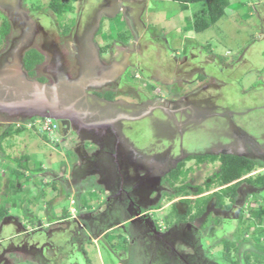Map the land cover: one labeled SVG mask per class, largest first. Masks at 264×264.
<instances>
[{
    "label": "flooded vegetation",
    "instance_id": "af4514ba",
    "mask_svg": "<svg viewBox=\"0 0 264 264\" xmlns=\"http://www.w3.org/2000/svg\"><path fill=\"white\" fill-rule=\"evenodd\" d=\"M34 1L0 0V29L8 27L4 38L8 41L7 37L11 36L13 50H19V56L23 52L22 64L24 54L34 50L45 60L49 55L53 63L51 69L44 72L51 71L49 76L43 75L36 81L45 83L47 77L56 79L60 73L77 81L82 75V55L88 53L96 80H91L86 88V102L103 114L93 118L105 119L112 114L120 118L116 126L107 127L100 134L79 131L81 128L77 125L73 129L71 124L65 131L60 121L50 120L63 141L59 140L57 146L70 153L68 164L60 167V173L51 174L52 191L59 189L57 194L65 195L68 187L76 188L71 185V177L79 180L83 177L77 175H84L89 182L88 186H82L84 194L94 195L99 201L98 207L87 208L88 196L82 205L84 208L80 198L74 199L73 204L80 207L75 215L60 216L57 227L44 228L42 221L36 222L35 228L26 225L23 232L16 234L20 236L18 244L9 241L8 250L27 253L29 262L35 264H55V257L63 252V247H71L70 252L80 254L84 263L90 264L82 250L85 244L91 245L90 239L95 236L111 263L115 257L120 262L125 256H132L126 264H135L138 260L134 254L139 250L148 264H159L164 253L184 261L189 259L182 236L192 238L191 249L197 264H214L211 257L204 254L211 245L223 238V251L226 242L232 244L230 249L235 251V241L226 239L227 236H247L250 231L257 235V230L264 229V215L253 216L264 211V127H261L264 118L242 121L243 117L252 115L251 109L260 101L251 92H241L250 98L235 103L232 100L225 104L228 99H218L219 93L228 94L222 89L225 82L218 79L219 75L225 76V70L230 67L218 63L216 57L200 58L202 52H198L195 56L201 61H213L219 73L211 75L208 83L204 80L203 65H192L188 58L184 61L185 45L177 50L170 48L168 42L161 41L153 32L156 28L152 30L143 22L147 16L145 3L137 0H98L95 3L85 0L80 2L77 18L68 23H60L62 17L59 19L53 7L55 0H49L47 7L38 6ZM60 2L75 12L74 3L78 0ZM114 19L119 21L115 23ZM54 22L62 38L70 36L69 52L59 51L56 42L45 32ZM105 22L111 24L107 29L109 41L102 45ZM13 23L22 25L18 36L11 33ZM260 24L263 27V23ZM66 27L68 31L63 33ZM114 29L118 31L115 35ZM36 30L42 31V37L37 36ZM2 65L0 63V68ZM184 66L193 68L186 71ZM23 71L27 73L24 68ZM30 121L34 123L37 119L26 122ZM14 126L0 122L1 155H4L1 150L4 140L16 135L8 134L3 139L2 136L13 133ZM74 150L80 156L76 162ZM232 159L246 161L253 169L237 180L219 185L221 179L217 178ZM203 171L210 173L199 179ZM43 172L33 167L27 174L34 181ZM17 180L16 185L23 179ZM12 194L16 197L19 192L12 190ZM165 200L167 204L159 207ZM157 213L163 217V222L158 224L154 219ZM8 221L16 230L21 229L16 217ZM251 221L254 224L249 225ZM72 222L75 226L70 225ZM115 229V234H124V238L115 237L117 243H126L128 252L116 251L117 243L110 237ZM257 245L262 247L259 243L254 246ZM4 251L0 253V264Z\"/></svg>",
    "mask_w": 264,
    "mask_h": 264
},
{
    "label": "rangeland",
    "instance_id": "374dc122",
    "mask_svg": "<svg viewBox=\"0 0 264 264\" xmlns=\"http://www.w3.org/2000/svg\"><path fill=\"white\" fill-rule=\"evenodd\" d=\"M35 1L34 2L36 5L38 4V6L42 7H47L49 3V0ZM83 1L85 2V0H78L79 4L74 3L73 10H75V12L69 11V5L65 6V9L67 11L62 16V21L60 23H68L71 19L73 20L77 18L76 13L78 14V11L81 9L80 2L84 3ZM96 1L98 0H93L92 3H95ZM137 1H139L140 3H145V13H147V16L143 19V22H147L149 28L152 30L153 28H156V30H153V32L160 37L161 41L165 40L166 42H168L170 48H174L177 50L181 46L185 45L186 48L184 49L183 53L186 54V58L184 61L187 62L188 58V61H191L192 65H203L205 67L203 73L206 77L204 78V80L206 79L208 83L211 81V75H219V73L216 72L217 67H214V65L216 64L213 65L212 60H210L212 62L209 63L208 60L201 61L200 58H204L206 55L210 57H216V61H218V63L223 64V66L230 67V69L225 70V76L219 75L220 78L216 76L217 78H219V82H225L226 86L222 89L226 90L228 93L225 95L224 93H219V100H221V98L223 97L229 100L225 104L232 102V100L233 103H235L236 101H241L246 97L248 99L250 98V95L245 96L242 94L243 92H246L247 90H249L250 92V89L253 87L261 90L262 92L255 91V93H252L254 94V96H258V100L260 101H257L255 103L256 108L251 109V111H253L252 115H250V117H243L242 121L244 122L245 120L244 123H246V120H249V118H252L253 120L264 118V100L260 99V96L264 97V0H228L230 6L226 10L225 17L219 20L216 24L209 26L207 30L201 33L194 32L193 23L195 15L198 14V16H200L203 10L206 9L205 4H191L182 11L180 5L176 2H173L172 0ZM62 4L65 5V3ZM25 7L28 8L27 5H25ZM76 9L78 10L76 11ZM0 17L2 18L1 13ZM118 21L119 19H114L115 23H117ZM260 23H263V27H261ZM110 25L111 24H109L108 22H105L102 25L104 34H102L101 36L104 37L105 35L103 43H101L102 45H105L109 41V33L107 29L110 27ZM12 27L13 28L11 30V33L13 34L15 32L13 34L15 36L20 35V32H22V25L20 23H13ZM53 27L47 28V30H45V32L47 31L46 34L48 33L49 36H51V39L56 42V47L59 51L69 52V50H71V43H68V41H70V36L62 38L60 36V28L57 27L56 23L55 25H53ZM42 31L40 30L39 32H37V36L42 37ZM113 31L114 35L115 32L118 33L116 29H114ZM7 38L9 39L8 41L6 38L0 36V59L4 60L3 62L2 60H0V63H2L3 65L5 64V62L11 63L13 61L11 55V52L13 51V47L11 45V36ZM200 51L202 52L200 53L201 57L198 58L195 55ZM22 54L23 52L20 54V57L22 56ZM257 56H261L262 59L259 57L260 60L258 61L256 59ZM250 57H252L254 61L258 62H255L254 68H245L244 61L250 59ZM192 58L193 60H191ZM43 60L44 62L43 64L41 63L42 65H37L34 68V75L30 78L27 77L29 80L36 81L38 77H41L43 75L49 76L51 71H48L46 74L44 72L51 69L53 63L50 60L49 55L47 56L46 60ZM71 63L72 62H70L69 64ZM191 68H193V66H186L185 70L188 71ZM23 73L27 76L26 72ZM193 77L194 74L192 78ZM192 78H190V80ZM196 80L197 82H201V79ZM45 83H56V79L53 78V76L47 77V79H45ZM242 110L244 111V109ZM39 120L40 127L43 124V120ZM30 123L33 122H26V124ZM51 124L54 125V122L52 121ZM261 127H264L262 123ZM12 132L13 133L9 134H13V136L16 135V137H11L10 140H4L3 144L1 145V150L3 151L4 155H1L0 151V196L2 197H0V205L4 206L7 209L8 215L11 212V217L14 216L17 218V220L19 221L17 224H21L23 222L25 226L27 225V227H31L32 225H36V222L38 221H42L44 224L48 223L45 218V212L48 208L52 209L50 216H53L55 211V213L57 214L60 213V216H62V214H65L64 217H67V215H69L68 209L70 206L73 207L74 199H79V197H81L82 195L84 205L87 196L89 198V203L86 204L87 208L98 207L97 204L99 201L95 200L94 195H88L86 193L84 194L82 186L85 185V183L88 181L87 178H84V175H77V177H83L79 180L76 179V176H73L70 179L71 181L73 180L71 185L75 186L76 188L71 189L72 187H68L67 189L69 194L75 192V197L66 195V193V196L61 193V195L57 194V192H59V189H56L55 192L52 191V188H54V186L52 185L53 175L51 174L53 173L58 175L60 173V167L66 166L68 164L67 157L70 154L65 150L64 147H61L59 145L57 146V142L59 140L60 142L63 141L60 139V134L56 128L53 129V133L51 136L43 133H38L37 127L34 129L28 128L26 126H14ZM74 151L76 152V150ZM74 154L76 155L74 162H76L80 156L78 155V152ZM69 162H72L70 161V158ZM33 167L37 168L39 172L44 171L41 174L39 173L34 181L32 180V177L29 176L30 174H27ZM25 169H27V173L25 172ZM209 173L210 172L204 171L199 173V179H204L209 175ZM72 174H75V172L73 171ZM220 177L221 176H218L217 179H221ZM17 178V181H21V179L23 180L16 185L15 179ZM10 184L15 186V188H17V186L19 188L23 187V189L19 191V195H17L16 197L12 194V191H9L8 189V186H10ZM55 184L57 185L58 183ZM33 189H35V191L36 189H38V191L43 194L41 195L37 191L33 192ZM8 195H12L15 198V207H12L10 203H7L9 201H12L13 199ZM24 195L25 197H23ZM34 197L36 199H34ZM40 197L42 199L44 198V200H42ZM66 198L68 200H66ZM70 200L71 202L68 203V201ZM166 204L167 200L161 201L158 206L164 207ZM82 207L84 208V206ZM86 213L87 211L85 212V215ZM85 215L81 216L82 220L87 216ZM7 218L9 219V217ZM8 219H6L7 221L4 220L0 223V253L5 249V253H3V255L1 256V264H25V259H27L28 257H23L22 253L19 251L8 250L9 241H12L14 244H18L19 242V240H17L19 237H16L18 230L14 228L15 226L13 227L12 225H10V223L8 224ZM154 219L157 224L163 222V217L160 213L155 214ZM252 224H254V222L251 221L249 225ZM70 225L75 226L73 222ZM115 232L117 233L116 229L112 232L113 234L110 237L116 244L117 240L115 235H120L122 236V238H124L125 236L124 234L117 235L115 234ZM248 235L244 236L240 234L239 237L233 235L226 237V239H229L230 241H235V251L230 249L228 254H223V238H221L219 242L211 245V248L207 249L204 254L206 257H211L210 260H212L214 264H246V257H249L250 263H252L255 260V257H253L255 255L259 256V258L264 257V249L260 250L259 248L254 246L255 243H259L261 244L262 248H264V236L258 237V241H256L257 238L255 235H252V231H250ZM180 238H182L181 240H183V242L187 246L185 250H188L189 259L187 261H184L176 255L170 257L167 256L166 253H164V255L158 260L159 264H197L194 256V251L191 249L193 243L192 238L184 239L182 236H180ZM90 240L92 241L91 245L86 246L85 244L82 250H85L86 257L90 259L89 263L110 264L111 261L109 259H106V253L99 245L97 237L93 236ZM174 244H177V242H175ZM115 247L116 251L128 252L126 243L120 244V242L118 241ZM71 249V247H63V252L61 254L58 253L55 257V264H65L66 262H68L67 264H86L84 263L81 255H78L74 252L72 253V251L70 252ZM131 257L132 256H125L123 258V261L120 262L115 257L111 264H126ZM134 257L138 260V262L135 264H148L147 258H144L142 251L136 250ZM258 261H260V259L257 260V262ZM255 264L258 263L255 262ZM260 264H264V261H261Z\"/></svg>",
    "mask_w": 264,
    "mask_h": 264
},
{
    "label": "water",
    "instance_id": "95a60500",
    "mask_svg": "<svg viewBox=\"0 0 264 264\" xmlns=\"http://www.w3.org/2000/svg\"><path fill=\"white\" fill-rule=\"evenodd\" d=\"M19 53V50H13V61L0 68L1 123L9 125L32 119H49L60 121L65 131L71 124L73 129L77 125L81 128L79 131L99 134L107 127L117 125L120 117L114 114L105 119L93 118L103 114L97 108L89 107L86 102V88L91 80H96L88 53L82 55V75L79 80H70L67 74L60 73L56 83L52 84L29 80L23 73Z\"/></svg>",
    "mask_w": 264,
    "mask_h": 264
},
{
    "label": "trees",
    "instance_id": "16d2710c",
    "mask_svg": "<svg viewBox=\"0 0 264 264\" xmlns=\"http://www.w3.org/2000/svg\"><path fill=\"white\" fill-rule=\"evenodd\" d=\"M173 2H176L180 5L182 11L187 8L188 5L191 4H197V3H203L205 4L206 9L203 10L200 16L198 14L194 17V23L193 28L195 33H201L209 28V26L216 24L219 20L223 19L226 15V10L229 8L230 3L228 0H172ZM53 7L55 8V13L58 15L59 19L62 17L63 12L66 10L64 5L60 2V0L54 1ZM207 18V19H206ZM68 27L65 28L63 33H67ZM8 32V27L4 26L0 29V36L4 37ZM43 61V58L40 56V54L34 50L28 51L24 54L23 57V68L25 71H27V74L29 77L32 76V72L34 68L39 65ZM9 133L7 132L5 135L2 136V139L5 138ZM225 170H222L221 173V181L219 182V185H224L232 182L233 180H237L238 178L248 174L252 171L253 165L250 163H247L246 161H241L239 159H232L226 164ZM24 168V167H23ZM27 169H25L26 171ZM28 180V179H27ZM23 187H20L16 189L12 184L9 186V191H21ZM35 191V189H33ZM42 195V194H41ZM13 199L12 201H9L7 203H10L12 207L16 206L15 198L11 196ZM2 198V197H1ZM0 198V199H1ZM41 198V197H40ZM42 199V198H41ZM264 215V211L257 212L253 214L254 217H261ZM6 216H8L7 209L4 206L0 205V223L5 220ZM64 217L65 214H62ZM68 216V215H67ZM257 235L256 238L264 236V229L260 228L256 232ZM224 251L223 254H228L230 247L233 246L229 243H224ZM260 250H263L264 248L260 247L259 245L256 246ZM254 262L250 263L249 257H246L245 263L246 264H260L261 261H264V257H260L255 255ZM257 262V260H259ZM25 264H35L34 262H28Z\"/></svg>",
    "mask_w": 264,
    "mask_h": 264
},
{
    "label": "crops",
    "instance_id": "0c3cea01",
    "mask_svg": "<svg viewBox=\"0 0 264 264\" xmlns=\"http://www.w3.org/2000/svg\"><path fill=\"white\" fill-rule=\"evenodd\" d=\"M262 59V57L261 56H257L256 57V59L259 61L260 60V58ZM258 61H254V59L252 58V57H250V59H247V60H245L244 61V66H245V68L246 67H250V68H254V64H255V62H258ZM238 66V65H237ZM238 68V67H237ZM258 71V70H257ZM255 91L257 92H262L261 90H258L256 87H253V88H251L250 89V92L251 93H255ZM247 92H249V90H247ZM88 181L85 183V187H86V184H87V186H88ZM40 185V184H39ZM83 185V184H82ZM82 189H84V188H82ZM33 192H36V191H34L33 190ZM68 191H66V195H70L71 197H74L73 196V193H70L69 194V192L67 193ZM65 196V195H64ZM80 199H79V202H80V205L82 206L84 203H83V195L81 196V197H79ZM42 200H44V198L42 199ZM50 200H52V199H50ZM66 200H68V199H66ZM49 202V201H48ZM71 202V200L70 201H68V203H70ZM47 207V206H46ZM83 208V207H82ZM46 210V209H45ZM76 211H80V207H79V205L77 206V205H75V204H73V207H69V209H68V214L69 215H75V213H76ZM51 212H52V209H47V211L45 212V218H46V220L48 221V223H46V224H44L43 223V227L45 228V227H47V226H50V227H47V228H52V227H57V224H56V222L60 219V213H55V211H54V215L53 216H50V214H51ZM83 212V211H82ZM6 217H11V212L9 213V215L8 216H6ZM7 219V218H6ZM5 219V220H6ZM11 225V224H10ZM18 227V226H17ZM19 227H21V229L19 230V231H17V233H21V232H23L22 231V228H25L26 229V227H25V225H24V223L22 222L21 224H19ZM36 226L35 225H33V226H31L30 228H35ZM28 229V228H27ZM27 231V230H26ZM32 231H34L33 229H32ZM27 233V232H26ZM17 237H19L20 238V236H17ZM19 252H23V251H20V250H18ZM11 252V251H10ZM5 253V252H4ZM27 254V253H26ZM24 252L22 253V255H23V257H28L27 255H26ZM6 255H7V253H6ZM29 258V257H28ZM25 259V263H28L29 262V259Z\"/></svg>",
    "mask_w": 264,
    "mask_h": 264
},
{
    "label": "built area",
    "instance_id": "2783aa9c",
    "mask_svg": "<svg viewBox=\"0 0 264 264\" xmlns=\"http://www.w3.org/2000/svg\"><path fill=\"white\" fill-rule=\"evenodd\" d=\"M39 121L40 120L35 121L34 123L27 124L26 127L34 128V129L37 127V130L39 132L46 133L47 135H50V134L53 133V129L55 127L51 124L50 120H48V119L47 120H43V124L40 127H39V125H40Z\"/></svg>",
    "mask_w": 264,
    "mask_h": 264
},
{
    "label": "clouds",
    "instance_id": "9594fccd",
    "mask_svg": "<svg viewBox=\"0 0 264 264\" xmlns=\"http://www.w3.org/2000/svg\"><path fill=\"white\" fill-rule=\"evenodd\" d=\"M37 120H39V119H37ZM42 120H47V119H42ZM49 120V119H48ZM26 121H24V122H21V123H16L15 125H16V127H25L27 124L25 123ZM38 133H43V132H39L38 131ZM43 134H46V133H43ZM47 135V134H46ZM52 134H50V135H48V136H51Z\"/></svg>",
    "mask_w": 264,
    "mask_h": 264
}]
</instances>
